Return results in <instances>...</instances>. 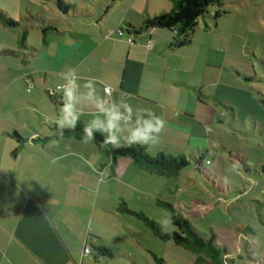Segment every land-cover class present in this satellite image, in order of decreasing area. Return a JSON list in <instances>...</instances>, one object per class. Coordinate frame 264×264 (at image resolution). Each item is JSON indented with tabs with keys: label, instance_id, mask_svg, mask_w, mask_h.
<instances>
[{
	"label": "crops",
	"instance_id": "obj_1",
	"mask_svg": "<svg viewBox=\"0 0 264 264\" xmlns=\"http://www.w3.org/2000/svg\"><path fill=\"white\" fill-rule=\"evenodd\" d=\"M137 1L133 0L128 7L120 1L106 11L102 6L91 5V10L68 3L73 9L65 15L58 12L59 20L43 19V26L30 25L22 33L20 28L11 30L0 25V264H168L162 259L169 261L172 250L180 256L174 264H184L182 259L195 261L196 257L197 262L201 259L199 264H210L203 255L154 237L147 242L161 243L157 246L166 252L151 250L131 231L132 223L125 219L127 213L120 211L122 205L141 214L156 209L160 202L157 196L170 191L165 183L157 191L156 182L169 178L149 174L128 158L112 161L93 144L80 139L68 136L44 140L57 131L45 118L58 115L61 107L60 94L52 95L49 90L65 82L63 74L70 68L76 69L81 85L94 79L101 98H105L104 88L110 87L113 99L126 101L134 110L150 109L166 121L160 143L148 146L146 151L150 149L152 153L147 151L148 155L186 157L185 153H190L194 161L195 150L200 151L205 145L204 130L210 122L224 125V117L230 118L232 125L247 127L246 122L235 119V110L242 106L249 112L258 103L251 90L255 85L264 86V78L252 75L248 59L255 55L249 52V42L239 39L235 43L232 35L227 53L220 59L214 57L213 41H201L199 48L193 49L194 34L188 44L177 49L174 31L135 32L146 19L170 12L171 3L139 0L135 5ZM229 4L234 6L233 1ZM240 6L241 2L230 12L231 17L244 18ZM217 12L220 16L213 22V30L206 26L204 34L212 30L214 37V31L221 27L220 20L227 13ZM255 21L258 33L264 35V22ZM51 24L53 27H48ZM120 29L123 37L117 35ZM32 34V39L28 38ZM245 34H251L249 26ZM128 38L130 44L126 42ZM29 83L33 88L27 93ZM261 88V92L255 93L264 98V87ZM224 95L231 96L233 101H225ZM221 104L227 106L224 113L218 108ZM81 110L78 124L85 125L93 118L95 109L83 104ZM248 118L250 133L264 142V123L250 114L246 121ZM34 134L36 139H31ZM236 158L255 181H264V164L250 170L245 152L239 150ZM203 161L202 166H212L204 157ZM193 170L195 176L206 181L211 192L215 191L211 194L217 201L248 192L239 190L228 179L225 186L214 171L205 170V178ZM101 172L106 173L103 178ZM101 179L103 182L98 183ZM261 197L264 198L262 192L254 196L258 206H264ZM189 202L193 209L201 204L196 199ZM164 203L178 210L169 201ZM217 232L225 234L222 230ZM234 243L237 245L231 240ZM213 244L226 249L225 257L234 260L232 264L235 259L244 264L241 255L227 243ZM88 245L92 254L82 257V249ZM261 262L264 264V260Z\"/></svg>",
	"mask_w": 264,
	"mask_h": 264
},
{
	"label": "rangeland",
	"instance_id": "obj_2",
	"mask_svg": "<svg viewBox=\"0 0 264 264\" xmlns=\"http://www.w3.org/2000/svg\"><path fill=\"white\" fill-rule=\"evenodd\" d=\"M57 1L58 0H0V10L6 13L10 19L18 23L16 29L20 28L22 33L26 30L27 26L28 29L31 27L30 25H42L43 19L59 20V18H61L60 14L62 13L56 8ZM60 1L65 4L77 3V7L80 9H83L85 6H88V9L92 8L91 5L96 6L95 8L102 6L103 11H106L108 7L111 6L109 10H112L113 5L120 1L123 2V6L128 7L133 0ZM138 1L135 5H138ZM230 1L234 2L232 8L229 4ZM239 2H241L240 9L243 11L241 15L244 16V18L231 17L232 13L230 12L235 7L237 8ZM91 10L94 9L92 8ZM217 11L226 12L227 15L224 19L220 20L221 27L214 31L213 37L211 31L213 30V22L215 21L214 16ZM70 15L74 18L73 11ZM255 20L264 22V0H222L220 5L209 6L206 13L198 19L197 25L193 29V49L199 48L201 41L205 44L213 41L214 57L215 59H220L227 53V44L232 35H234L235 43L240 42L239 39H246L250 46L249 52L255 55L254 57L250 56L248 59L249 65L253 67L252 75L257 78H264V35L258 33ZM206 26L212 29L209 31L208 35L203 32V30L207 29ZM241 26H243V28ZM247 26H249L251 34H245ZM27 36L32 39L33 34L32 36ZM216 48H218V50H215ZM233 48L234 46H232V49ZM235 49H233V51H235ZM259 85H261V83ZM255 86L256 87H253V91L251 90V95L258 101L257 105H252L249 112H246V109L242 106H238L235 110V119L246 122L247 127L232 125V120L224 117H222V123L224 125H220L217 122L218 118L212 115L213 121L219 125H211V122L209 123L210 125L207 126V129L209 128L208 130H210L211 133L208 134L207 129L204 130L206 138L204 147L201 148L200 151L199 149L195 150L197 160L203 156L205 160L212 162L211 167L202 166L201 168L203 170H210L218 173V178L222 179L221 181L225 183V186L227 185L226 179H228L231 184L239 190L243 191L244 189H248L246 194L231 199L224 197L226 201L222 199L217 201L211 194L215 191L211 192L208 188L209 186L207 187L206 181L194 175V161L190 153L185 154L187 161L191 165L187 167L185 169L186 172L182 173L178 178H169V180H157V178H155L157 180V191L162 189L164 183L167 185L168 190H170L169 192L162 191V194H165L157 196L160 202L169 201L174 207L178 208L180 212L177 210L175 214L184 215L202 238H213L216 245L227 243L229 247L234 248L237 254H240L244 259V264H255L254 262L262 264L261 260H264V206H258L254 201V196L256 194L260 195L261 192L264 193V181H260L259 183L255 181L253 175H248L236 158L239 150L245 152L250 170L257 167L259 163L264 164V142H260L250 133L251 119L248 118L247 121L249 120V122L246 121L247 115L250 114L255 116L260 123H264V98H261L259 94L255 93L256 91L261 92V87L264 86ZM258 88H260V90ZM223 98L224 100L226 98L233 101L229 95H224ZM225 107L227 106H223V104L218 105L222 113L226 111ZM216 130L220 131L216 132ZM147 151L150 152L151 150L148 149ZM147 151L146 153L148 154ZM149 154L152 153L150 152ZM177 156L179 155L177 154L173 157ZM204 162L205 161H203V163ZM206 171H202L204 173L203 176L208 178L207 173H205ZM214 181L216 185H218V180L214 179ZM174 184L175 187L173 186ZM176 186L178 189H176ZM190 199H196L201 202V204L196 205L197 209L192 208V204L189 202ZM260 199L262 200L261 204L264 205V198L261 197ZM160 202L156 209H154L155 211L149 210L142 213L145 217L157 224H159L158 221L162 218L170 215V210L166 209ZM178 202H183L185 205H176L175 203ZM131 211L134 213H141L139 210ZM199 213H201V215H199ZM125 219L131 221L132 224L130 225V229L134 235L140 238L139 240H143V245L147 243L150 249L153 248V250L158 253L166 252L157 246V244L160 246L161 243L159 244V242L156 241L155 243L157 244L147 242L150 238L153 239L152 233L136 215L125 214ZM172 230L173 227L171 225L168 231ZM217 230H222L225 234H218ZM233 239L237 242V245H235V243L231 244V240ZM169 254L171 255V259H169L170 263L166 261V259H162L164 262L174 264L178 262L177 260H180V256L177 252L172 250ZM249 258H252L253 262H250ZM182 260L181 262L186 264L187 261L185 260L186 262H183ZM188 260L192 263H188V261L187 264H194V262H197V257L195 261L191 259ZM197 263H201V259H199ZM235 264L243 263L240 259H235Z\"/></svg>",
	"mask_w": 264,
	"mask_h": 264
},
{
	"label": "trees",
	"instance_id": "obj_3",
	"mask_svg": "<svg viewBox=\"0 0 264 264\" xmlns=\"http://www.w3.org/2000/svg\"><path fill=\"white\" fill-rule=\"evenodd\" d=\"M169 2L172 5L170 12L161 13L153 18L146 19L141 26L138 27V32H135L139 34V32L148 29L174 31L177 35L174 46L175 48L180 49L190 42V35L196 27L197 21L206 13L207 8L212 5H220L222 0H169ZM56 8L64 15L73 9L72 6L63 3L60 0L56 2ZM219 16L220 13L216 12L214 19H217ZM0 25L11 30L18 27V23L10 19V17L1 10ZM52 25L53 24L48 25V27H53ZM83 127L84 125L77 124V127L74 130H65L62 137L69 136L83 140ZM95 135V140L89 143L93 144L96 148L106 154L112 161H116L120 158H128L134 161L142 170L152 175L166 178L177 177L191 165L186 157L182 155L173 157L159 153L157 156L151 157L146 153L148 146L140 147L135 145L131 148L121 147L119 149H114L111 145L104 146L102 144L104 138L98 133ZM15 137L18 140H21L17 135H15ZM60 137L61 136L56 134L44 140H57ZM202 162L203 157L199 160H194L193 167L197 173L204 174L202 171L205 170L201 168ZM160 204L170 210L169 214L173 221V230L170 231V235L164 234L159 224L148 219L141 213L139 214L129 211L125 205L121 206L120 211L136 215L139 220L144 222V225L150 230L152 236L161 242L169 243L193 254L203 255L209 259L210 264H232V261L234 260L225 257L227 254L226 249L214 246L212 239L201 238L188 220L175 214V211L170 204L164 202H160Z\"/></svg>",
	"mask_w": 264,
	"mask_h": 264
},
{
	"label": "clouds",
	"instance_id": "obj_4",
	"mask_svg": "<svg viewBox=\"0 0 264 264\" xmlns=\"http://www.w3.org/2000/svg\"><path fill=\"white\" fill-rule=\"evenodd\" d=\"M62 84L50 89L52 95L60 94L61 107L59 114L45 119L56 126L58 134L63 136L66 129L74 130L83 114L81 106L90 104L95 112L93 118L84 125L83 143L87 144L96 138V133L104 135L102 144L111 145L114 149L138 145L140 147L155 146L160 143V137L166 121L155 115L150 109H133L132 105L123 100L112 98V89L105 87V98L97 95L94 79L87 80L83 85L78 83L80 77L76 69L70 68L63 74ZM28 91H31V85ZM31 139H36L34 134ZM31 139L29 143H31ZM52 143H56L53 141ZM102 178L105 172L99 174ZM103 179L98 181L102 183ZM158 223L164 234L170 235L169 227L173 224L170 215L162 218Z\"/></svg>",
	"mask_w": 264,
	"mask_h": 264
},
{
	"label": "built area",
	"instance_id": "obj_5",
	"mask_svg": "<svg viewBox=\"0 0 264 264\" xmlns=\"http://www.w3.org/2000/svg\"><path fill=\"white\" fill-rule=\"evenodd\" d=\"M117 35L119 36V37H123L124 36V32H123V30H118L117 31ZM126 42L128 43V44H130L131 43V39H126ZM148 48H150V46L148 47ZM31 85V89L33 88V84L32 83H29L28 84V86H27V93H29V91H28V89H29V86ZM105 93V92H104ZM91 254H92V250H91V248H90V246L88 245V246H85L83 249H82V257H88V256H91Z\"/></svg>",
	"mask_w": 264,
	"mask_h": 264
}]
</instances>
